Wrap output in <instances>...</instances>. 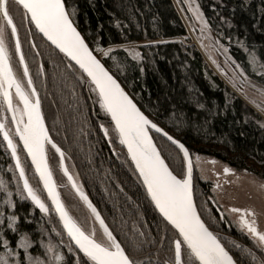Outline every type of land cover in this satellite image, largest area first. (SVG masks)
<instances>
[{
  "label": "trees",
  "instance_id": "1",
  "mask_svg": "<svg viewBox=\"0 0 264 264\" xmlns=\"http://www.w3.org/2000/svg\"><path fill=\"white\" fill-rule=\"evenodd\" d=\"M65 2L70 11L74 10V22L94 52H100L97 44L104 50L111 49L108 56L102 57L104 63L142 110L186 145L192 160L195 156H210L264 178V119L210 68L188 37L187 27L173 0ZM198 3L215 36L246 77L264 87V0H198ZM31 29L43 65V71L37 65V76L45 82L44 88L54 100L53 115L58 120L54 127L48 120L46 123L51 137L64 151L68 171L82 185L113 234L140 264H165L166 260H174L171 241L176 238L177 230L159 214L137 178L138 174L134 175L136 170L125 149L112 134L108 114L96 102V94L89 91V81L86 77L84 81L78 80L81 70L49 44L33 24ZM130 42L135 45L139 58L126 47H118ZM253 54L255 64L250 60ZM69 63L73 68L67 67ZM3 115L9 119L6 110L0 111V118ZM101 122L109 128L110 137L104 136L99 127ZM153 136L172 170L182 176L184 160L177 146L156 133ZM47 150L53 160L60 162V155L52 145ZM17 151L29 182L51 209L21 145H17ZM0 177L8 183L15 204V207L8 205L6 193L0 189V211L6 214L4 225L7 216L18 217L15 221L17 231L0 226V252L4 250L3 239H7L27 264L23 249L16 247L20 236L27 233V239L34 241L28 248L33 257L55 264L45 248L51 240L63 256L59 264H76V247L71 242L74 250L68 251L70 239L57 214L53 211L44 213L30 198L22 200L17 195L18 172L2 132ZM19 183L22 187V182ZM208 184L195 181L194 197L202 217L218 234L216 230L219 229L210 222L199 204L201 196L206 199L210 195ZM218 224L223 231L233 232L225 221ZM233 235L250 245V240L242 235L239 237L237 231ZM161 237H164L163 241ZM133 242L142 243V247L133 251ZM223 242L234 257L239 255ZM183 254L187 255L186 249ZM79 255L82 260L86 259L82 253Z\"/></svg>",
  "mask_w": 264,
  "mask_h": 264
},
{
  "label": "snow or ice",
  "instance_id": "2",
  "mask_svg": "<svg viewBox=\"0 0 264 264\" xmlns=\"http://www.w3.org/2000/svg\"><path fill=\"white\" fill-rule=\"evenodd\" d=\"M191 10L196 13V19L200 20L202 32L210 27L207 20L203 18L199 5ZM73 14L74 10H69L65 0H0V98L3 100L0 110L6 106V111L12 113L11 119L15 124V134L22 141V147L27 151V155L31 157L35 171L39 174V179L46 189L47 197L50 198L52 208L50 209L45 200L41 198L37 188H34L29 182L17 151V143L13 140L10 132L5 130L7 116L3 115L0 118V132H2L4 140L7 141L8 149L11 150L15 168L19 170L15 191L20 199L30 198L42 212L53 211L58 215L63 230L70 238L68 251L74 250L71 242H74L76 246L75 250L78 253L76 264H89V262L91 264H140V261L130 255L121 241L113 234L96 206L88 198L82 185L68 171L67 166L64 165V151L55 144L49 134L41 110L40 96L34 85L21 45L19 26L27 23L34 24L43 37L51 42V45L56 46L70 61H74L75 65H78L81 70V74L77 75L78 80L84 81L83 73H86L89 80V91L96 94V102L111 118L112 134L122 145L127 147V154L136 170L134 175L138 173L137 178L146 187L147 195L162 217L175 230H178L176 238L171 241L174 248V260H166L165 264H186V261L187 264H264V230L259 229L255 219L251 218L255 216L253 210L230 209L232 212L241 213L239 226L247 232L252 242V246L249 247L234 240L231 241L232 247L239 252V255L234 257L221 239L206 226L197 211L192 183L193 165L189 149L180 139L170 135L140 110L121 87L116 77L89 47L75 25ZM14 16H19V25L14 20ZM117 23L119 24V21ZM31 32V28L26 30L29 36ZM31 46L36 48L34 41H31ZM118 47H126L132 55L139 58V53L135 51V45L131 42L128 45H118ZM221 47L223 46L221 45ZM97 49L104 56H108L111 50H104L100 48L99 44H97ZM224 51L227 52V49ZM13 55L18 56V62L23 68V75L27 78L28 88H25L17 78L12 64ZM250 60L253 64L256 63L254 54L250 56ZM67 67L73 68V65L69 63ZM236 67L240 68V65L237 64ZM40 71H43V65L40 66ZM240 71L244 70L240 68ZM13 88L15 95L23 103L22 108L13 105ZM148 126L162 133L177 146L179 152H182V158L187 165L182 176L174 174L172 168L169 167V162L161 154V149L157 147L150 135ZM99 127L103 130L105 137H110L109 128L104 123L101 122ZM108 142L111 144L112 139L109 138ZM47 144H52L60 154V166L64 174L71 187L87 204L95 220L99 222L106 242H100L95 238L96 229L94 226L86 228L83 223L70 214L53 179V172L46 155ZM229 171L231 169L226 166L224 172ZM13 178H17L15 173ZM19 181L23 182L22 187ZM0 189L6 193V203L15 207L11 199L12 191L3 177H0ZM248 214H251V217ZM5 215L0 211V226H7L13 231H17L15 221L18 217L7 216V224L4 225ZM220 215L223 217L224 213L221 212ZM52 230L55 231V227ZM163 239L164 237H161L162 241ZM31 243L34 241L28 240L27 233H25L20 236L16 244L17 248L23 249V256L27 258V264H48L46 259L32 256L28 251ZM60 243L62 244L63 240ZM3 245L4 250L0 252V264H24L21 253L10 246L9 240L3 239ZM56 247L57 245L53 244L51 240L45 244L51 261L59 264L63 256L55 251ZM131 247L133 251H138L142 247V243L133 242ZM184 249L187 250L186 259L183 254ZM79 253H82L86 259L82 260Z\"/></svg>",
  "mask_w": 264,
  "mask_h": 264
},
{
  "label": "rangeland",
  "instance_id": "3",
  "mask_svg": "<svg viewBox=\"0 0 264 264\" xmlns=\"http://www.w3.org/2000/svg\"><path fill=\"white\" fill-rule=\"evenodd\" d=\"M173 2L175 3L187 27L188 37L201 51L210 68L227 84V86L232 91L240 96L244 102L248 104V106H250L264 119V87L248 79L246 75L240 71V68L236 67L237 64L231 57L228 49L222 43H220L211 27H208L202 32L200 20L196 19V13L191 10L196 5H199L198 0H173ZM199 9L203 14V18L206 19L203 11L200 8V5ZM14 20H16L19 25V16H14ZM19 27L22 50L25 53L29 70L33 77L34 85L36 86L40 95L45 120H48L49 125L54 127L55 121H58L55 120L53 115L54 100L50 96L48 90L44 88L45 82H41L37 76V65L41 66L42 62L38 54L37 47L32 48L31 46V41H34L32 33L30 36L26 33V30L31 28V24L26 23L25 25ZM221 45L223 47H221ZM224 49H227V52H225ZM98 55L101 58L104 56L101 51L98 53ZM12 64L17 78L21 81L25 88H28L26 78L23 75V68L18 62L17 55H13ZM13 100L15 106H19V108L23 107L15 94H13ZM0 105H3L2 98H0ZM3 110H6V106H4ZM8 116L9 119L6 120V129L10 132V135H12V138L17 143V145L20 146L21 144L17 135L15 134V129L9 113ZM159 136L164 138L161 135ZM165 140L168 141L167 139ZM49 145L51 144H48V146ZM58 155L60 154L58 153ZM48 158L49 162H51L50 165L62 199L72 216L83 223L86 228L94 226L96 229L95 238L100 242H106V237L103 233V229L99 225V222L95 220L94 215L91 213V210L88 208L87 204L71 187L67 180V176L64 174L60 166V162L53 160L52 154L50 155V152L48 153ZM186 166V162L184 161L182 164L183 168L181 167L180 171L181 175L184 174ZM226 166L231 170H236V172L233 174H225L224 168ZM217 173H220V175H217ZM193 175L194 183L196 181L198 184L200 180H202L209 183L210 185V195L208 197L206 196V199L201 196L199 204L202 206L204 214L207 216V218H209L210 222H213V224L216 226V229H219L216 231H218V234L221 236L223 241H225V243L228 244L233 249V251L238 253V250L234 249L230 242L234 240L245 245H247V242H244L234 235L232 236V233L237 231L238 234H240L238 235L239 237L242 235L250 240V245L248 246L251 247V239L248 237L247 232L241 229L239 226L237 213L230 211V209L232 207H246L254 208L255 210H264V178L251 171L238 170L236 168L230 167L224 161L210 156L193 157ZM214 205L224 213V221L226 222L229 229H232V233L225 232L226 229L223 231V229L220 228L218 223H220V221L223 222V218L219 215ZM52 243L55 244L54 242ZM55 251H57V249H55ZM184 257L186 259L187 255L184 254Z\"/></svg>",
  "mask_w": 264,
  "mask_h": 264
},
{
  "label": "water",
  "instance_id": "4",
  "mask_svg": "<svg viewBox=\"0 0 264 264\" xmlns=\"http://www.w3.org/2000/svg\"><path fill=\"white\" fill-rule=\"evenodd\" d=\"M34 25V24H33ZM75 25H76V27H77V29H78V31H80V29L78 28V26H77V24L75 23ZM34 27H35V25H34ZM37 30V29H36ZM38 31V30H37ZM39 32V31H38ZM80 33H81V35L84 37V35L82 34V32L80 31ZM39 34L43 37V34L42 33H40L39 32ZM46 41H47V38L46 37H43ZM85 38V37H84ZM85 41L87 42V40L85 39ZM49 44H51V42L50 41H47ZM88 43V42H87ZM89 44V43H88ZM55 49H57L58 51H59V49L58 48H56V46H54V45H52ZM89 47L91 48V46L89 45ZM92 49V48H91ZM93 52H94V50H93ZM62 53V52H61ZM63 54V53H62ZM94 54L97 56V58L98 59H101V62L105 65V67L106 68H108L109 69V67L104 63V61L102 60V58L97 54V53H95L94 52ZM64 56H65V54H63ZM66 57V56H65ZM67 58V57H66ZM69 61H70V59L69 58H67ZM70 62H72L74 65H75V62L74 61H70ZM77 68H79L78 67V65H75ZM109 71L116 77V79L118 80V82L120 83V85H121V87H123L124 88V90L129 94V96L133 99V101L137 104V106L140 108V110L141 111H143L142 110V108L139 106V104L136 102V100L133 98V96L131 95V93L129 92V90H127V88L122 84V82L119 80V78L109 69ZM84 75H85V77L87 78V76H86V73H83ZM26 78V77H25ZM87 80H88V78H87ZM26 81H27V78H26ZM89 81V80H88ZM36 87V86H35ZM14 89V88H13ZM13 89H12V93H13ZM37 89V88H36ZM38 91V90H37ZM39 93V92H38ZM40 96V95H39ZM41 100V99H40ZM22 104V103H21ZM13 105H14V100H13ZM15 106V105H14ZM22 106H23V104H22ZM41 110H42V105H41ZM144 112V111H143ZM8 113H9V115H10V118H11V116H12V113L10 112V111H8ZM42 113H43V110H42ZM145 113V112H144ZM145 115H147L146 113H145ZM43 116H44V113H43ZM109 116V115H108ZM148 116V115H147ZM149 117V116H148ZM109 118H110V116H109ZM150 118V117H149ZM151 119V118H150ZM12 120V119H11ZM110 120H111V118H110ZM152 120V119H151ZM44 121H45V124H46V126H47V123H46V120H45V117H44ZM155 122V121H154ZM13 123V122H12ZM156 123V122H155ZM13 126H14V129H15V124L13 123ZM160 126V125H159ZM161 127V126H160ZM47 128H48V126H47ZM5 130H7L6 129V127H5ZM148 130H149V133H150V135L152 136V138H153V140H154V142L156 143V145H157V147L159 148V146H158V144H157V142H156V140H155V138H154V136H153V132H155V133H157V134H159V135H161V136H163V134L162 133H160V132H158L156 129H152L151 128V126H148ZM166 131V130H165ZM168 132V131H167ZM169 133V132H168ZM50 134V133H49ZM170 134V133H169ZM170 135H172V134H170ZM51 136V135H50ZM173 136V135H172ZM18 137V136H17ZM165 139H167L168 140V138L167 137H165V136H163ZM19 139V138H18ZM52 140H53V138H52ZM54 141V140H53ZM168 141H170V140H168ZM7 142V141H6ZM19 142H20V144H21V146H22V141H20L19 140ZM55 142V141H54ZM171 143H172V141H170ZM182 142V141H181ZM183 143V142H182ZM56 144V143H55ZM173 144V143H172ZM52 145V144H51ZM57 145V144H56ZM123 146V148L125 149V152H126V154H127V147H126V145H122ZM186 146V145H185ZM47 147H48V144L46 145V155H47V159H48V163H49V165H50V162H49V158H48V150H47ZM23 148V147H22ZM24 151H25V153H26V155H27V151L25 150V149H23ZM11 151V150H10ZM190 152V151H189ZM161 154H162V152H161ZM163 155V154H162ZM127 156H128V154H127ZM190 156H191V154H190ZM27 157H28V159H29V161H30V163H31V165H32V167H33V169H34V171H35V166L32 164V162H31V157L30 156H28L27 155ZM128 158L130 159V161H131V158H130V156H128ZM191 160H192V156H191ZM13 161H14V164H15V160L13 159ZM132 163V162H131ZM64 165H65V162H64ZM132 165H133V167H134V164L132 163ZM192 165H193V160H192ZM66 166V165H65ZM51 167V166H50ZM169 167H170V165H169ZM171 168V167H170ZM52 169V168H51ZM17 172H19V170L17 169ZM53 172V171H52ZM174 172V171H173ZM35 173H36V175H37V177H38V179H39V174L35 171ZM138 174V173H137ZM174 174H176L175 172H174ZM176 175H178V174H176ZM179 176V175H178ZM53 179L55 180V183H56V185H57V182H56V179H55V176H54V174H53ZM39 181H40V183H41V185H42V187H43V182L39 179ZM22 182V181H21ZM23 183V182H22ZM192 183H193V185H194V175H193V166H192ZM144 186V185H143ZM144 188L146 189V187L144 186ZM43 189H44V187H43ZM57 190L59 191V188H58V185H57ZM44 191H45V193H46V195H47V192H46V189H44ZM60 192V191H59ZM60 197H61V199H62V196H61V194H60ZM150 198V197H149ZM49 199V201H50V198H48ZM63 200V199H62ZM194 200H195V197H194ZM64 202V201H63ZM50 203H51V201H50ZM153 203V202H152ZM195 203H196V200H195ZM65 204V203H64ZM153 205H154V203H153ZM197 205V204H196ZM98 210V209H97ZM157 211H158V209H157ZM197 211L200 213V211H199V209H198V207H197ZM159 212V211H158ZM160 214V213H159ZM161 216H162V214H160ZM200 215H201V213H200ZM58 216V215H57ZM102 216V215H101ZM59 218V217H58ZM201 219L204 221V223L206 224V226L213 232V233H215L218 237H219V235L207 224V222L204 220V218L202 217V215H201ZM105 221V220H104ZM106 223V222H105ZM170 224V223H169ZM62 225V224H61ZM63 227V226H62ZM65 231V230H64ZM178 231V230H177ZM66 232V231H65ZM67 234V233H66ZM68 236V235H67ZM69 238V237H68ZM220 238V237H219ZM70 239V238H69ZM221 239V238H220ZM222 241V240H221ZM73 243V245L75 246V244H74V242H72ZM222 243H224L223 241H222ZM226 246V245H225ZM76 247V246H75ZM227 247V246H226ZM234 256V255H233Z\"/></svg>",
  "mask_w": 264,
  "mask_h": 264
},
{
  "label": "flooded vegetation",
  "instance_id": "5",
  "mask_svg": "<svg viewBox=\"0 0 264 264\" xmlns=\"http://www.w3.org/2000/svg\"><path fill=\"white\" fill-rule=\"evenodd\" d=\"M218 161V160H217ZM234 172H236V170H231V171H229V172H227V173H225V174H233ZM208 186H210L209 184H208ZM214 207L216 208V210L218 211V213H219V215H220V213L222 212L221 210H219L218 209V207L217 206H215L214 205ZM233 208V207H232ZM236 208H240V209H252L253 210V212L255 213V216L254 217H251V214H248L251 218H253V219H255V221H256V223H257V226H258V228L259 229H261V230H264V210H255L254 208H246V207H236ZM237 213V217H238V220H239V216L241 215V213H238V212H236ZM221 216V215H220ZM223 221H224V215H223Z\"/></svg>",
  "mask_w": 264,
  "mask_h": 264
},
{
  "label": "bare ground",
  "instance_id": "6",
  "mask_svg": "<svg viewBox=\"0 0 264 264\" xmlns=\"http://www.w3.org/2000/svg\"><path fill=\"white\" fill-rule=\"evenodd\" d=\"M13 94H15V89H13ZM17 97V96H16ZM18 98V97H17ZM18 100H19V98H18ZM20 101V100H19ZM21 103H22V101H20ZM23 104V103H22Z\"/></svg>",
  "mask_w": 264,
  "mask_h": 264
}]
</instances>
